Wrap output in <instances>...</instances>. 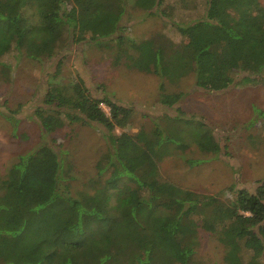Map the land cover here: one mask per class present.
I'll list each match as a JSON object with an SVG mask.
<instances>
[{
	"label": "trees",
	"instance_id": "1",
	"mask_svg": "<svg viewBox=\"0 0 264 264\" xmlns=\"http://www.w3.org/2000/svg\"><path fill=\"white\" fill-rule=\"evenodd\" d=\"M168 1L137 0V8L164 19L178 40L165 32L139 42L126 34L128 0H0V64L12 52L43 61L74 44H103L115 54L116 66L125 61L130 69L160 77L159 103L169 109L185 94L169 93L165 82L176 84L189 75L210 92L234 84L264 86L260 0H204V12L188 21L175 17L178 6H196L197 13L201 6ZM44 106L36 116L48 135L79 122L102 130L107 152L96 168L109 178L94 194L74 196L52 146L21 156L0 178V264H206L197 257L196 230L223 246L222 264H263L264 180L254 190L233 185L225 191L231 197L222 198L161 177L163 152L187 137L203 154L220 155L210 127L185 119L179 109L176 119L169 117L174 131L177 121L182 125L176 134L166 135L161 127L125 132L134 111L94 96L81 78L72 86L51 84Z\"/></svg>",
	"mask_w": 264,
	"mask_h": 264
},
{
	"label": "rangeland",
	"instance_id": "2",
	"mask_svg": "<svg viewBox=\"0 0 264 264\" xmlns=\"http://www.w3.org/2000/svg\"><path fill=\"white\" fill-rule=\"evenodd\" d=\"M128 13L124 25L126 34L133 40L143 41L157 34L169 32L178 40L170 25L159 17L147 16L137 8V0H128ZM204 0H191L201 6L199 12L178 6L175 17L188 21L204 12ZM178 2V0H177ZM169 0L167 5H175ZM264 8V0H260ZM33 12V7L27 10ZM171 29V31H170ZM59 63L61 75L54 79ZM77 78L84 80L91 93L101 98L110 97L122 106L134 111L132 125L125 132L137 134L161 127L165 134L178 133L170 118L178 115L179 109L187 115L185 119L201 122L213 130L222 147L220 155L207 156L186 138L184 142L172 144L159 162L163 180L204 195H221L230 198L226 190L233 185L237 189L254 190L264 180V86L232 85L221 92L205 91L196 86L194 75H189L176 84L165 82L169 93L185 94L175 108L169 109L159 102L160 77L130 69L124 61L115 65V54L103 44L84 42L74 44L70 50L61 52L51 60L37 61L18 52H12L0 64V178L5 179L9 169L21 156L34 153L50 145L63 162L65 179L71 185V193L79 196L83 192L94 194L104 185L108 173L102 177L97 163L107 152L103 132L95 125L67 124L52 135H48L37 118L36 112L45 108L44 100L49 86L57 81L72 86ZM109 114L110 110L102 106ZM21 110L13 118H6L9 111ZM169 127V128H167ZM117 130V133H123ZM226 194V195H225ZM199 238L197 257L206 264H222L225 249L216 237L196 230ZM42 262L38 258L36 263ZM264 264V259H263Z\"/></svg>",
	"mask_w": 264,
	"mask_h": 264
}]
</instances>
